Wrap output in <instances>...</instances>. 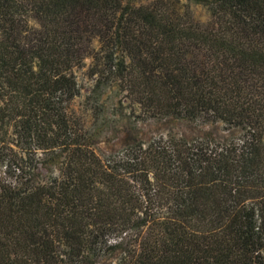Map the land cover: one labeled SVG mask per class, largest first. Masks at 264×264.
Wrapping results in <instances>:
<instances>
[{"label":"trees","instance_id":"16d2710c","mask_svg":"<svg viewBox=\"0 0 264 264\" xmlns=\"http://www.w3.org/2000/svg\"><path fill=\"white\" fill-rule=\"evenodd\" d=\"M108 86L229 136L104 153ZM0 264H264V0H0Z\"/></svg>","mask_w":264,"mask_h":264},{"label":"rangeland","instance_id":"374dc122","mask_svg":"<svg viewBox=\"0 0 264 264\" xmlns=\"http://www.w3.org/2000/svg\"><path fill=\"white\" fill-rule=\"evenodd\" d=\"M77 76L82 88L81 96L77 97L75 103L86 104L90 102L88 95L91 93L92 82L84 69L78 70ZM101 92V111L97 122L88 123L95 133L97 146L104 153L116 152L136 141H148L170 133L189 141L202 138L215 141L229 136L221 124L207 125L176 117L141 120L113 86L103 88Z\"/></svg>","mask_w":264,"mask_h":264}]
</instances>
